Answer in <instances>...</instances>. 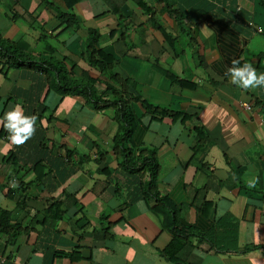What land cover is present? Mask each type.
Returning a JSON list of instances; mask_svg holds the SVG:
<instances>
[{"label": "crops", "instance_id": "obj_1", "mask_svg": "<svg viewBox=\"0 0 264 264\" xmlns=\"http://www.w3.org/2000/svg\"><path fill=\"white\" fill-rule=\"evenodd\" d=\"M49 1L73 13V26L55 35L63 26L50 7L0 0V35L43 59L53 46L71 78L93 81L98 93L124 89L167 111L151 117L130 101L138 119L131 155L155 149L157 193L195 234L175 260L162 253L171 234L151 209L148 177L112 151L113 107L61 95L45 72L0 59V120L17 105L37 117L22 145L0 124V264H264V87L242 89L226 74L233 58L264 72V0H165L168 11L163 0H146L161 31L131 0H79L71 9ZM38 26L56 46L35 48ZM87 28L127 83L111 84L84 60ZM194 127L204 137L193 150Z\"/></svg>", "mask_w": 264, "mask_h": 264}, {"label": "trees", "instance_id": "obj_2", "mask_svg": "<svg viewBox=\"0 0 264 264\" xmlns=\"http://www.w3.org/2000/svg\"><path fill=\"white\" fill-rule=\"evenodd\" d=\"M62 1L65 9H71L72 5L76 4L79 0ZM131 1L144 13L149 15L150 19H152L154 11L151 4L147 3L146 0ZM39 3L44 7L47 6L53 9L55 12V18L58 20L59 25L63 26V28H59V31L56 32L55 35L63 31V29L73 26V13L59 11L57 7L52 6L53 4L49 0H39ZM162 3L164 5L163 8L166 11L169 10V7H171L172 4L165 0H163ZM10 11L9 17L12 18ZM110 11L113 14L115 13L112 10ZM117 17L120 18L119 15H117ZM150 25H152V27L156 30H160L156 18L152 19V23H150ZM37 29L40 32L39 40L45 43V31L41 28V26H38ZM97 39L98 33L93 28H87L86 36L83 39V48L80 52L84 60L90 66L98 68L101 74L104 75L107 73L106 79L111 84L121 86L122 84L127 83L125 79L111 72L113 60L109 54L103 52L96 46ZM46 48L47 51L43 49V52L48 56L46 59H43L41 58L40 53L33 55L32 51L29 50V45L24 40L21 39L13 41L0 35V59L6 67H26L32 68L35 71L45 72L46 76L49 75L51 78L52 87L59 94L84 93L87 100L92 103V106L95 109L100 110L101 108L108 106L114 108V120L117 126L111 141L112 151L115 155L121 157L122 164L130 168V171L145 174L148 177V181L145 182V192L153 198L151 209L153 213L160 217L161 224L167 228L171 234L170 240L162 248V253L171 261L175 260L176 252L183 245L188 243L187 238L192 237V235L195 234V230L191 227L177 224L174 217V209L170 207L168 200L165 199L164 196H160L157 193L155 181L157 178L158 164L155 158V149L136 147L135 154L133 153L131 155V148L133 145L130 141V137L135 130L138 120L135 118L131 110L130 101L139 100L143 110L151 117H162L167 114V111L161 108H156L148 103H144V100H141L137 96L131 97L130 95H125L124 89L117 90L113 89L111 86H106L101 93H98L93 88V81L87 80L86 83L81 85L80 82L72 79L69 75V71L65 66V60L63 58H55L52 55L54 52L53 46L46 45ZM166 76L171 82L178 84V86L193 87L191 84L178 80L169 73H166ZM262 108L264 114V104H262ZM186 117V114L181 115V120ZM193 130L195 132V138H197V143H195L192 147L194 150L201 143V139L204 137V134L202 129L199 127H194ZM260 247L264 248V246Z\"/></svg>", "mask_w": 264, "mask_h": 264}, {"label": "clouds", "instance_id": "obj_3", "mask_svg": "<svg viewBox=\"0 0 264 264\" xmlns=\"http://www.w3.org/2000/svg\"><path fill=\"white\" fill-rule=\"evenodd\" d=\"M226 74L230 76L233 84L242 89L264 87V72L258 73L248 62L241 65L237 58L231 60V66L227 68ZM36 119L35 115H24L23 109L17 105L5 113L0 124L10 134L9 139L13 144L22 145L34 135Z\"/></svg>", "mask_w": 264, "mask_h": 264}, {"label": "rangeland", "instance_id": "obj_4", "mask_svg": "<svg viewBox=\"0 0 264 264\" xmlns=\"http://www.w3.org/2000/svg\"><path fill=\"white\" fill-rule=\"evenodd\" d=\"M46 41L49 42L50 44L56 46L57 45V42L56 40L53 38V40L49 37V38H46ZM43 42L41 40H39L35 46L36 49H40V47L43 46ZM47 55V54H46ZM48 56V55H47Z\"/></svg>", "mask_w": 264, "mask_h": 264}, {"label": "built area", "instance_id": "obj_5", "mask_svg": "<svg viewBox=\"0 0 264 264\" xmlns=\"http://www.w3.org/2000/svg\"><path fill=\"white\" fill-rule=\"evenodd\" d=\"M243 106H244L245 108H247V106H246V105H244V104H243Z\"/></svg>", "mask_w": 264, "mask_h": 264}]
</instances>
